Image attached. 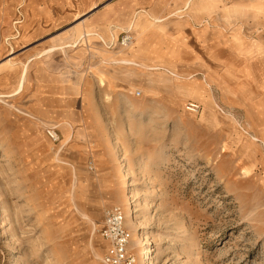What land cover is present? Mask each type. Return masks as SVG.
<instances>
[{"label":"rangeland","instance_id":"obj_1","mask_svg":"<svg viewBox=\"0 0 264 264\" xmlns=\"http://www.w3.org/2000/svg\"><path fill=\"white\" fill-rule=\"evenodd\" d=\"M114 206L139 261L264 264V0H0V264H105Z\"/></svg>","mask_w":264,"mask_h":264},{"label":"built area","instance_id":"obj_2","mask_svg":"<svg viewBox=\"0 0 264 264\" xmlns=\"http://www.w3.org/2000/svg\"><path fill=\"white\" fill-rule=\"evenodd\" d=\"M133 39L131 29H127L123 31L118 43L121 46H128ZM188 108L197 111L200 106L196 102H190ZM49 134L55 139L58 138L55 130L49 131ZM101 236L109 243L103 256L105 264H139L131 250V232L125 225V212L122 207L114 206L107 211Z\"/></svg>","mask_w":264,"mask_h":264},{"label":"bare ground","instance_id":"obj_3","mask_svg":"<svg viewBox=\"0 0 264 264\" xmlns=\"http://www.w3.org/2000/svg\"><path fill=\"white\" fill-rule=\"evenodd\" d=\"M151 14V13H150ZM149 16V15H148ZM137 18V17H136ZM155 19L154 20H156V21H159L160 19H158L157 18V16L156 17H154ZM139 28L141 29V25L139 24ZM133 51H134V49H133ZM135 52V51H134ZM125 60V59H124ZM132 64V63H131ZM136 64V63H135ZM105 79V78H104ZM122 166L125 168V166H126V163L125 162H123L122 163ZM129 185V184H128ZM132 211H133V205H132V203H131V201L130 202H128L127 204H125V212L127 213V214H131L132 213ZM138 234V233H137ZM139 236V235H138ZM152 249H151V247H150V245H146V249L144 250V251H140V261L138 260V262H139V264H151V256H150V254H148V257H147V260L145 259V256H144V253H146V252H150Z\"/></svg>","mask_w":264,"mask_h":264},{"label":"crops","instance_id":"obj_4","mask_svg":"<svg viewBox=\"0 0 264 264\" xmlns=\"http://www.w3.org/2000/svg\"><path fill=\"white\" fill-rule=\"evenodd\" d=\"M86 34L88 35V33L86 32ZM85 36V35H84Z\"/></svg>","mask_w":264,"mask_h":264}]
</instances>
